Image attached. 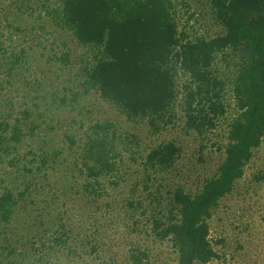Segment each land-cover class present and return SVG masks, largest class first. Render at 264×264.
Wrapping results in <instances>:
<instances>
[{
    "label": "trees",
    "instance_id": "obj_1",
    "mask_svg": "<svg viewBox=\"0 0 264 264\" xmlns=\"http://www.w3.org/2000/svg\"><path fill=\"white\" fill-rule=\"evenodd\" d=\"M198 1L210 15L206 33L195 31L189 21L182 26L173 0H56L60 27L77 45L93 51L94 64L84 69L82 85L128 121H146L150 132L159 133L177 119L184 135L200 141L226 122L222 159L194 193L182 184L164 191L160 183L176 169L182 153L176 142H162L140 157L143 183L153 182V187L145 183L138 198L119 203L125 229L138 235L140 228L143 235L128 244L125 264H151L148 242L165 245L174 264L221 260L216 248L222 241H212L209 222L233 194L264 140V0ZM28 118L23 110L12 125L5 118L0 121V152L16 149L12 144L21 142V123ZM34 130L31 126L29 132ZM120 142L108 123L94 124L83 135L78 174L92 209L104 205L111 213L115 207L113 188L107 186L119 173ZM44 165L40 158L39 169ZM17 203L12 192L0 195V228L13 222ZM63 220L61 216L49 227L40 221L36 241L21 254L30 264H57L62 255L72 261L84 249V241L74 242L73 228ZM93 232L98 227L91 223L88 237L94 244L88 246L89 254L100 249ZM18 260L12 237L3 232L0 264Z\"/></svg>",
    "mask_w": 264,
    "mask_h": 264
},
{
    "label": "rangeland",
    "instance_id": "obj_2",
    "mask_svg": "<svg viewBox=\"0 0 264 264\" xmlns=\"http://www.w3.org/2000/svg\"><path fill=\"white\" fill-rule=\"evenodd\" d=\"M173 3L182 26L189 21L195 31L206 33L210 15L203 2ZM92 54V49L77 45L60 27L56 0H0V121L5 118L12 125L23 110L29 114L21 123V142L12 144L16 149L0 152V195L9 191L18 201L13 222L0 228V243L3 232L12 237L19 264H30L21 254L25 256L29 243L36 241L40 221L49 227L54 221L59 223L61 216L70 222L74 242L84 241V249L72 261L60 256L57 264H125L128 244L140 241L143 235H139L140 228L132 230L140 238L125 229L126 215L119 203L143 193L146 177L140 157L162 142H176L182 148L176 169L165 174L160 183L164 191L182 184L190 193L200 188L222 159L225 121L203 141L184 135L177 119L159 133L150 132L146 121H128L95 91L82 85L84 69L94 64ZM103 123L112 125L121 138L119 173L107 186L113 188L110 199L115 207L111 213L108 206L92 209L93 204L86 201L77 165L86 129ZM31 126L35 128L32 133ZM40 158H44L45 165L39 169ZM263 173L264 140L233 194L221 202L209 222L212 241H222L216 248L222 259L209 264H264L261 257L256 262L250 258L252 251L261 246L258 222L264 227V178L259 179ZM29 182L32 185L24 192ZM146 184L147 188L153 187V182ZM81 214L86 216L81 218ZM91 223L98 227L93 235L100 249L89 254L88 246L94 244L88 237ZM147 245L151 264H174V255L165 245Z\"/></svg>",
    "mask_w": 264,
    "mask_h": 264
},
{
    "label": "crops",
    "instance_id": "obj_3",
    "mask_svg": "<svg viewBox=\"0 0 264 264\" xmlns=\"http://www.w3.org/2000/svg\"><path fill=\"white\" fill-rule=\"evenodd\" d=\"M264 174V173H263ZM264 178V177H263ZM262 178V179H263ZM258 226H259V229H258V231L260 232V236L257 238V239H260L261 240V246L258 248V249H256V250H253L252 251V253H251V255L252 256H250V258H251V260L252 261H257L260 257L262 258V259H264V249H263V241H262V239H264V227H263V224L262 223H260V222H258ZM258 255H259V257H258Z\"/></svg>",
    "mask_w": 264,
    "mask_h": 264
}]
</instances>
